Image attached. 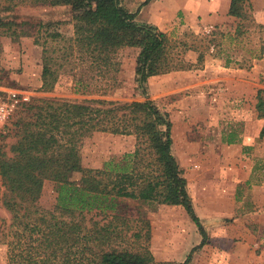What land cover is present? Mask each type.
<instances>
[{
  "label": "rangeland",
  "instance_id": "1",
  "mask_svg": "<svg viewBox=\"0 0 264 264\" xmlns=\"http://www.w3.org/2000/svg\"><path fill=\"white\" fill-rule=\"evenodd\" d=\"M145 2L143 13L136 0L133 7L128 0L121 5L131 13L139 7L135 21L166 34L175 43L174 51H182L180 58L194 69L149 77L140 85L135 74L139 49H119L112 57L114 67L98 72L78 52L67 9L21 5L7 15L27 25L17 27L20 37L0 34L3 151L10 156L20 122L31 118L30 107L40 103L149 100L170 121L171 153L205 231V244L197 248L202 237L180 206L119 200L116 213L121 220L115 225L121 233L111 236L109 245L129 251L146 246L156 262L179 264L193 250L189 264H264V120L256 110L258 100L264 102V0L245 2L243 19L212 11L193 18V28L182 15H160V0L156 5L154 0ZM44 56L51 59L57 77L49 92L41 90ZM135 145L133 135L93 133L80 144L81 167L104 169L134 152ZM56 187L43 183L39 209L53 210ZM4 192L0 180V264H6L5 243L15 229L1 204ZM107 214H85V225L89 219L107 224Z\"/></svg>",
  "mask_w": 264,
  "mask_h": 264
},
{
  "label": "trees",
  "instance_id": "2",
  "mask_svg": "<svg viewBox=\"0 0 264 264\" xmlns=\"http://www.w3.org/2000/svg\"><path fill=\"white\" fill-rule=\"evenodd\" d=\"M247 1L230 0L228 15L243 19ZM21 5L67 9L78 52L100 73L114 67L113 55L129 46L139 49L135 74L140 85L149 77L195 68L180 58L182 51H174L175 43L166 34L152 24L136 22L137 13L125 9L121 0H0V34L16 38L17 27L27 25L7 18ZM181 46L185 48V44ZM201 60L199 54L197 61ZM41 78V90L49 92L57 77L46 56ZM30 109L33 116L20 122L19 140L11 146L10 156L0 144V180L5 189L1 204L11 214L15 228L12 240L5 243L6 264H175L156 262L146 246L129 251L109 245L111 236L118 238L121 233L115 225L121 220L116 213L119 200L180 206L202 237L197 248L205 244V231L171 153L170 121L151 101L43 102ZM256 110L264 120L260 99ZM93 133L133 135L134 152L118 163H107L104 169H83L80 144ZM263 134L264 125L260 137ZM45 181L57 186L53 210L36 205ZM93 211L108 213L109 222L99 226L89 219L85 225V214ZM192 252L179 264H189Z\"/></svg>",
  "mask_w": 264,
  "mask_h": 264
},
{
  "label": "crops",
  "instance_id": "3",
  "mask_svg": "<svg viewBox=\"0 0 264 264\" xmlns=\"http://www.w3.org/2000/svg\"><path fill=\"white\" fill-rule=\"evenodd\" d=\"M146 0H136V2L144 3ZM155 5L158 0H154ZM128 4L132 7L135 6L134 0H129ZM154 4L152 8L154 7ZM229 0H160V15L170 14V15H182L183 20L191 28L193 25L191 22L193 18L208 16L212 11H219L220 13H228L229 10ZM140 10L141 12H147V4L143 5ZM138 7V9H139ZM151 7V6H150ZM137 9V10H138ZM135 10V13L138 12ZM139 10V11H140ZM130 12V11H129ZM149 12V11H148ZM137 16V15H136Z\"/></svg>",
  "mask_w": 264,
  "mask_h": 264
},
{
  "label": "built area",
  "instance_id": "4",
  "mask_svg": "<svg viewBox=\"0 0 264 264\" xmlns=\"http://www.w3.org/2000/svg\"><path fill=\"white\" fill-rule=\"evenodd\" d=\"M13 97L15 98V95H13Z\"/></svg>",
  "mask_w": 264,
  "mask_h": 264
}]
</instances>
